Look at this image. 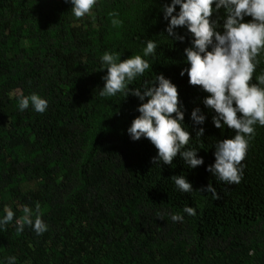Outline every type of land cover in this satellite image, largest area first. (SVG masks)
I'll return each mask as SVG.
<instances>
[{
  "label": "trees",
  "instance_id": "obj_1",
  "mask_svg": "<svg viewBox=\"0 0 264 264\" xmlns=\"http://www.w3.org/2000/svg\"><path fill=\"white\" fill-rule=\"evenodd\" d=\"M162 2L97 0L77 18L66 0H0V216L6 205L15 213L0 228V264L12 255L15 264H264V126H254L243 176L229 184L207 170L215 141L235 134L216 128L214 113L204 135L190 137L203 165L190 169L179 154L173 165H154L155 146L126 131L138 98L99 95L107 71L100 56L142 55L152 39V67L129 87L163 73L178 87L189 127L193 107L208 112L207 93L179 75L188 41L167 36ZM257 59L252 81L264 71V56ZM31 92L48 99L45 112L18 109L17 95ZM174 174L186 175L194 191L181 192ZM209 183L215 194L199 191ZM37 203L47 230L25 224L18 233L23 206ZM185 205L196 214L173 222L170 214Z\"/></svg>",
  "mask_w": 264,
  "mask_h": 264
},
{
  "label": "clouds",
  "instance_id": "obj_2",
  "mask_svg": "<svg viewBox=\"0 0 264 264\" xmlns=\"http://www.w3.org/2000/svg\"><path fill=\"white\" fill-rule=\"evenodd\" d=\"M71 4L73 16L80 18L89 14L97 0H66ZM177 6H179L177 8ZM163 19L167 21L165 33L171 40L187 45L183 48L184 66L179 75L187 74L190 85L200 86L207 93L202 97L208 112L197 105L191 109V125L185 123L188 109L179 97L178 87L163 73H156L153 79H145L138 87H129L130 82L141 77L152 67L146 59L154 54L157 41L148 39L142 48V55L135 54L121 59L117 51H105L100 56L101 70L107 69L101 77L100 96H115L123 92L138 98L139 113L127 127L132 140L147 138L157 149L152 162L173 165L179 154L188 168L204 164L198 155L200 149L190 144V137H202L208 113L216 128L227 126L235 130L231 137L217 139L213 145L215 161L207 170L219 180L229 184L239 183L243 176L241 163L249 141L255 135V125L264 126V71L252 81L259 56H264V0H163L159 4ZM115 16V13H110ZM113 25L122 23L113 19ZM183 29L181 34L177 29ZM18 109L29 106L40 113L47 110L49 101L36 92L17 95ZM239 114V115H238ZM201 126V127H197ZM181 192H192L193 186L184 174L171 177ZM199 191L216 193L209 183ZM23 215L15 220L16 231L22 232L25 224L32 226L37 234L44 233L48 225L40 214V205L35 210L25 204ZM0 216V228L13 221L14 211L6 205ZM196 214V209L185 205L182 212L170 214L173 222L183 221L184 215ZM159 218L163 214L157 212ZM34 217V218H33ZM251 254V253H250ZM17 257L6 256V264H15Z\"/></svg>",
  "mask_w": 264,
  "mask_h": 264
}]
</instances>
